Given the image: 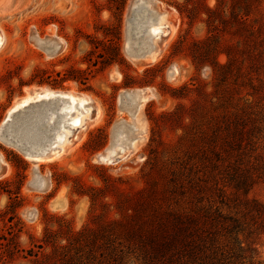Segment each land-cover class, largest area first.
Wrapping results in <instances>:
<instances>
[{
    "label": "rangeland",
    "instance_id": "1",
    "mask_svg": "<svg viewBox=\"0 0 264 264\" xmlns=\"http://www.w3.org/2000/svg\"><path fill=\"white\" fill-rule=\"evenodd\" d=\"M215 4L214 0H0V132L7 112L31 90L88 97L90 118L98 113L90 124L83 123L85 128L74 130L70 146L52 161L34 165L24 152L2 140L4 135L0 138V264L44 262L52 250L44 243L45 231L57 234V245L64 244L58 234L92 226L103 213L114 218V212L103 207L113 203L115 193L131 194L143 185L149 150H156L159 166L170 165L171 151L202 150V144L181 139L190 129L189 133H197L195 127L211 132L220 117L211 104L218 69L208 63L198 66L191 49L209 37L205 10ZM136 7L148 9L142 18L147 13L153 18L164 14L169 26L168 35L159 33L154 60L138 54L143 52L142 34L135 35L142 36L136 41L140 56L128 54L131 34L140 32L130 31ZM186 8H195L192 20L178 10ZM261 10L264 14V5ZM236 42L224 35L220 47ZM227 60L223 53L216 56L217 66ZM228 87H235L232 80ZM142 90L148 97L132 120L138 100L133 91ZM132 121L139 128L133 134L136 149L119 161L99 159L123 138L118 122ZM249 197L264 203V182ZM257 248L264 261V238Z\"/></svg>",
    "mask_w": 264,
    "mask_h": 264
},
{
    "label": "trees",
    "instance_id": "2",
    "mask_svg": "<svg viewBox=\"0 0 264 264\" xmlns=\"http://www.w3.org/2000/svg\"><path fill=\"white\" fill-rule=\"evenodd\" d=\"M215 2L205 10L209 37L191 49L198 66L218 69L211 104L220 117L211 132L195 127L197 133L190 129L181 139L202 150L171 151L170 165L160 166L156 150H149L143 185L131 194L115 193L103 207L114 218L103 213L92 226L58 234L64 244L45 231L52 250L39 264H264L257 248L264 238V203L249 197L264 182V0ZM178 10L189 20L196 11ZM224 35L237 42L221 48ZM220 53L228 60L217 66Z\"/></svg>",
    "mask_w": 264,
    "mask_h": 264
},
{
    "label": "bare ground",
    "instance_id": "3",
    "mask_svg": "<svg viewBox=\"0 0 264 264\" xmlns=\"http://www.w3.org/2000/svg\"><path fill=\"white\" fill-rule=\"evenodd\" d=\"M144 8H141V10L137 9L134 13L136 19L140 21L137 26V29L140 30L139 34H142L143 37L146 36L141 43L143 48L141 49V51H143L141 55H146L148 59L154 60L159 52L155 47V43L160 35L159 33L166 36L170 30L169 26L164 21V14L162 13L159 14L158 17L153 18L149 13L145 14V12L144 16L146 17L142 18L141 13H143L144 10H148ZM2 41V36L0 34V45ZM32 91L35 90H31L29 93L27 92L28 96L14 107L13 111L17 110L18 117L10 122L9 129L16 138H19L25 143L27 148L38 157L36 160L37 164L41 160L52 161L62 155L72 142L70 138L76 136L73 134L75 133L74 130L85 128L86 125L92 122L91 120L93 118L94 120L96 119L98 113L96 112L95 116L90 118L88 109L90 100L88 97L77 95L72 92L58 93L45 91L46 94H42V97L35 100L33 99L34 96L31 97ZM133 93H136L139 102L137 100V104L135 105L136 110L134 109L135 112L132 114L133 116L131 115L132 120L137 117L146 98L140 97L137 92L133 91ZM29 103L33 104L29 105ZM129 107L131 106L129 105ZM85 108L88 110L86 109V111ZM7 117H9V113ZM86 120L87 124L85 125L83 123ZM118 125V128L123 130V138L120 139L118 146H109L106 149L109 150V152L105 160L101 157L102 153L99 155L102 161L108 163L114 161V157L117 155L116 150L118 149L122 151L120 154L122 159L136 149L134 145L135 136L133 135L139 130L136 123L133 121L130 122V124L127 122H118Z\"/></svg>",
    "mask_w": 264,
    "mask_h": 264
},
{
    "label": "water",
    "instance_id": "4",
    "mask_svg": "<svg viewBox=\"0 0 264 264\" xmlns=\"http://www.w3.org/2000/svg\"><path fill=\"white\" fill-rule=\"evenodd\" d=\"M138 8L136 7L134 10H133V15H132V20H131V22H130V26H131V29H130V31H132V30H136L137 29V26H138V24L140 23V21L139 20H137L136 19V17H135V15H134V13H135V11L137 10ZM136 34H139L138 32L137 33H133V34H131V37H132V39L130 40L131 42L128 44V46H127V50H128V53L129 54H132V55H138V54H141V53H138L137 54V43H136V41L137 40H139L142 36L140 35V36H138V37H135V35ZM134 40V41H133ZM140 49H143V48H141V46L139 47V50ZM139 56V55H138ZM33 94V95H32ZM32 94H31V97H33L34 95H42V94H46V92L45 91H41V90H35V91H32ZM133 94H136V93H133ZM137 94H139V96L140 97H148V93H147V91L146 90H142V91H140V92H137ZM20 101H22V99L21 100H18L17 102H15V104L12 106V108L7 112V114H6V117L4 118V120H3V132H0V138H2V136H3V139L2 140H5L6 142H9L11 145H13V146H15V148H17L18 150H21V152H24V154H25V156H27V158L29 157L30 159L29 160H31V162L34 164V165H36V160H37V156L36 157H32L33 156V153L31 152V150H29L28 148H27V146H26V144L25 143H23L19 138H16L11 132V130L9 129V125H10V122L11 121H14L15 120V118L16 117H18L17 116V114H18V112H17V110L16 111H13V109H14V107L17 105V104H19V102ZM30 104H33V103H29V105ZM8 113H9V117H7L8 116ZM5 132V133H4ZM7 137H9V138H7ZM29 151V152H28ZM108 152H109V150H104L103 152H102V158L105 160L106 159V156H107V154H108ZM122 153V151L120 150V149H118V150H116V156L114 157V161H119V160H121V154ZM99 159H100V157H99ZM113 159V158H112Z\"/></svg>",
    "mask_w": 264,
    "mask_h": 264
}]
</instances>
